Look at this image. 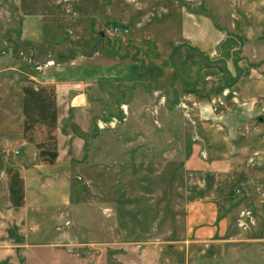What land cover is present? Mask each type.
Instances as JSON below:
<instances>
[{"label": "crops", "instance_id": "1", "mask_svg": "<svg viewBox=\"0 0 264 264\" xmlns=\"http://www.w3.org/2000/svg\"><path fill=\"white\" fill-rule=\"evenodd\" d=\"M123 1L87 0L82 16L96 25L84 28L83 40L54 42L49 32L61 36L53 28L41 35L39 54L51 50L58 67L30 72L32 83L21 89V129L12 136L15 144L0 153V264L29 262L27 252L45 246L40 240L47 238L52 248L68 241L88 257L109 249L102 264H253L250 258L264 253V0L208 5L206 0H186L197 2L188 5L148 0L153 10L148 20L144 9L127 12L128 0ZM108 22L127 33L103 42L100 29ZM135 60H166L171 66L180 60L185 74L178 81L179 101L187 105L194 126L178 210L164 208L152 233L145 237L140 231L130 240L107 230L99 215L107 208L101 196L98 201L92 196L95 175L86 168L91 166L88 145L96 139L104 143L95 134L101 130L97 120L108 116L102 105L114 96L108 87L138 85ZM127 86L120 92L121 106L132 111L125 102L140 95ZM145 93L143 100L153 96L150 89ZM81 162L82 185L71 179L80 180L71 168ZM247 211L253 224L241 216ZM65 224L72 234H60ZM83 228L88 236L81 242L74 230ZM93 229L100 232L95 238Z\"/></svg>", "mask_w": 264, "mask_h": 264}, {"label": "rangeland", "instance_id": "2", "mask_svg": "<svg viewBox=\"0 0 264 264\" xmlns=\"http://www.w3.org/2000/svg\"><path fill=\"white\" fill-rule=\"evenodd\" d=\"M149 2L128 0V3H125L129 7L127 12L136 8L144 9L146 15L144 19L148 20V16L153 12L148 6ZM181 2L187 3L186 5L197 3L186 0ZM209 3L220 2L205 1V5ZM87 5V0H0V153L15 144L12 136H17L21 129L19 125L21 89L32 83L28 79L30 72L41 74L45 70L47 72L58 67V60H54L51 50L39 54L41 50L38 48L42 45L38 42L42 33L53 28L61 36L50 37L49 32L48 39L51 38L50 40L54 42L83 40L84 28L87 25L91 28L96 25L94 20L92 23L91 17L82 16ZM212 8L214 6H211ZM109 11L113 12L114 6H109ZM210 13L212 14V11ZM216 14L214 10L213 16L219 21ZM101 26L104 27L100 29L103 32V42L111 41L117 36L110 31L113 26H118L117 24L108 22ZM99 37L98 35V39ZM66 51L64 50V55L69 54L70 57L75 55ZM179 62L180 60H172L171 66L170 61L166 60H135L133 64H138L136 72L141 74L138 85L132 86L128 82H124L128 83L125 85L122 83L109 85L108 92H112L114 96L110 97L106 105H102L108 116L105 119L100 118V122L97 120V126L101 130L95 134L97 137L101 135L104 143L100 145L96 139L88 145L90 152L88 163H91V166H87L86 169L90 168L95 175L92 182L89 180L93 185V188H90L94 192L92 196L96 198L95 201L101 196L102 207L107 208L101 209L99 215L107 221L109 232L128 236L129 239L138 236L140 231L147 237L148 233H152L153 221L161 216L164 208H172L171 210L175 211L180 205L179 196L183 191L179 189L183 178L181 173L185 158L189 156V140L194 125L191 117L186 116L179 107L181 86L178 81L181 73L185 74ZM80 73L84 74V71L80 70ZM173 78L177 82L171 81ZM126 85H129L126 91L131 92L136 88L134 94L140 95L136 102L132 98L131 101L129 98L128 102H125L131 104L132 111L129 106L127 111L121 106L125 98L121 97L120 92L125 91ZM149 89L153 96L151 95L149 100H143L146 97L145 92ZM96 99L104 100L100 97ZM152 99L153 102H150ZM100 108L101 106L97 104L95 110ZM71 170L81 177L80 180L76 176L71 179L76 184H81L85 179L83 162ZM99 170L107 177L103 178V175L99 177ZM100 185L103 187L100 188ZM85 216L76 214L78 219H84ZM63 218L74 219L68 214L63 215ZM61 226L64 229L60 234L70 235L71 229L66 224ZM133 227L136 228L135 231ZM74 231V236H78L81 242V236H88L86 230ZM92 232H94L91 233L92 238L100 233L95 229ZM63 236L61 238H64ZM40 241L45 246L28 251L30 261L26 263L25 259L23 264H100L108 258L102 254L109 249L100 248L102 254L92 251L88 253V257L82 254L80 249H75L72 242L68 244V241L59 240L60 246L55 249L48 238ZM253 249L259 251L258 247ZM130 259L134 261L131 256ZM250 260L253 264H263L264 253Z\"/></svg>", "mask_w": 264, "mask_h": 264}, {"label": "built area", "instance_id": "3", "mask_svg": "<svg viewBox=\"0 0 264 264\" xmlns=\"http://www.w3.org/2000/svg\"><path fill=\"white\" fill-rule=\"evenodd\" d=\"M110 31L113 34H126L127 33V29L124 27H120V26H113ZM179 107L181 108V110H183V113L186 116H189V111H188V107L186 104L179 103ZM236 193L238 194L239 190H237ZM241 216H246L247 218H249V223L253 224L252 215L249 211L241 213ZM240 225L245 226V225H242L241 223H240Z\"/></svg>", "mask_w": 264, "mask_h": 264}]
</instances>
